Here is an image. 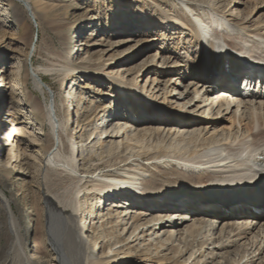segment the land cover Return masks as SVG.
Wrapping results in <instances>:
<instances>
[{"label": "bare ground", "instance_id": "1", "mask_svg": "<svg viewBox=\"0 0 264 264\" xmlns=\"http://www.w3.org/2000/svg\"><path fill=\"white\" fill-rule=\"evenodd\" d=\"M14 1L22 4L30 13L27 0ZM231 1L228 0L226 5ZM217 3L219 0H165L164 7L158 8V26L156 24L152 30L149 26L153 22L144 17L140 10L133 22L123 19L122 23H114L110 28L118 38H122L125 31L129 34L148 31L150 36L156 37L154 49L166 55V63H162L166 68L158 69L163 75L174 78L168 87L171 92L176 91L172 96L176 101L187 100L180 106L186 109L170 108L168 100L155 101L149 95H141L135 86L105 75L103 77L115 90L114 111L120 109L123 113L111 112L107 117L104 110L100 124H95L96 115L84 125L80 123L76 132L81 133V138L84 132H88L87 137L77 145L73 141L75 136L67 132L57 118L51 89L42 78V75H61L62 84L76 68L51 65L27 69L23 74L24 83L29 78L35 91L42 96L48 95V103L42 110L32 105L26 106L28 119H33L39 125L47 123L51 131L48 143L39 145L35 152L37 162L42 169H53L58 174H64L73 185L72 196H66L63 200L51 195L44 198L47 206L46 235L50 251L58 264H101L103 260L116 256L123 247L128 249L127 256L133 255L130 245L139 235L143 239L148 232V237L155 235L154 240L162 249L167 247L174 252V256L164 258L169 264H176L182 251L195 249L194 255H200L207 244L212 245L213 249L223 250L220 257L222 264H254L256 261L264 264V189L261 185L264 183V82L260 86L259 83L253 86L255 79L263 78L257 72L264 71V21L252 24L247 14L239 16L241 13L237 7L231 13L234 5L227 10L226 6ZM120 18H124V14ZM57 23L56 35L62 49L56 56L68 62L73 55L72 49L68 48V29L74 23L70 27L63 21ZM79 24L83 25V22ZM120 25L124 29L122 32L118 27ZM125 43L127 41L122 40L118 45ZM118 45H110L109 48L107 45L103 52ZM223 64H228V67ZM4 73L0 74V91L7 87L8 77ZM240 78L246 80L242 86L237 83ZM215 95L216 98L213 97ZM187 97L189 99H185ZM217 107L219 109L215 111ZM156 108L160 109V113L155 112ZM169 110L179 114L176 116L178 119H166ZM193 110L200 112V117L204 118L231 113L252 133L242 138L233 137L225 144H218L220 140L211 138L200 152L196 144L202 140L199 141L190 129H183L199 123L187 118ZM161 113L163 116L159 118ZM107 118L110 119L107 121ZM112 120H115L114 123H111ZM86 127L89 129L85 131ZM10 131L5 137V147L11 145ZM198 135L201 136V131ZM122 137L126 146L119 149L117 145L121 144L119 141ZM172 138L187 142L191 140L193 145L196 144L186 154L185 148L179 150L176 146L162 148L147 143L143 145L145 140L154 144L162 143L165 139L168 142ZM106 145V151L102 150ZM87 149L93 151L85 154ZM16 154L13 148H8L5 164H14ZM78 154L82 156V165L78 163ZM96 156L97 160L93 161ZM133 157L149 161L145 167L159 164L166 168L174 167L184 183L168 187L152 177H145L139 172V165ZM85 160L90 162L88 168L83 167ZM0 173L7 175L9 171L0 166ZM88 185L94 188L92 193H86ZM87 194L98 202H108V212L99 217V227L108 221L115 224L122 221L125 229L129 222L128 230L132 229L130 235L134 234L129 242L116 235L112 246L103 251L98 231L90 233L85 238L86 243L80 244L84 230L80 197L85 198ZM8 219L15 237V263L33 264L19 238L17 219L11 212ZM217 225L221 227L215 238L213 232ZM159 232L163 240L161 236L157 237ZM253 232V240L241 243ZM176 234L181 237L179 251L172 245ZM93 248L102 251L100 258L87 255ZM230 248L232 251H229ZM135 252L139 253L138 250ZM208 254L210 263L218 256L213 251ZM82 255L86 257L83 259ZM154 256L158 258L159 253ZM193 264H197V261Z\"/></svg>", "mask_w": 264, "mask_h": 264}, {"label": "rangeland", "instance_id": "2", "mask_svg": "<svg viewBox=\"0 0 264 264\" xmlns=\"http://www.w3.org/2000/svg\"><path fill=\"white\" fill-rule=\"evenodd\" d=\"M27 1L30 13L22 4L14 0H0V74L5 72L4 74L8 77L7 87L2 88L0 91V166L9 171L7 175L0 173V192L4 196V198L2 196L3 199L0 197V264H16L15 255L13 254L15 237L9 226V212L17 219L19 238L26 255L29 258L31 257L32 263L58 264L52 255V251H50L46 235L47 206L44 198L46 195H51L57 200H63L66 196H72L73 185L64 174H58L53 169H42L37 162L35 152L39 145L48 143L47 139H49L51 131L47 123L43 122L39 125L33 119L29 120L26 106L28 104L42 110L48 103V95L42 96L35 91L29 78L27 83H24L22 78L26 70L50 67L51 65L57 67L68 65V67L76 68L69 77L67 76L64 79L62 84L60 74L59 77L42 75V78L51 89L52 102L57 118L62 122L66 131L75 136L73 141L77 145L81 143V139L87 137L88 131L86 130L89 129V127L85 128L86 132L83 133L81 138V133L76 132L80 123L84 125L96 115L95 124H100V118L104 114V110L107 111V117L111 112L113 114L123 113L120 109L117 112L114 111L113 107L116 105L115 90L109 80L103 77L105 75L113 76L123 83L135 86L137 91L140 94L142 93L141 95H149L155 101L168 100L172 106L170 108L176 110L186 109V107L181 109L180 106L187 100L179 103L175 97H172L176 91L175 93L171 92L168 86L174 78L160 72L162 68H166L162 65L163 62L166 63V55H161L154 49L155 36H150L148 31L132 32L130 34L125 31L122 38H118V35L110 31L114 23H122L123 19L133 22V18L139 10L140 13L144 14V17L150 18L153 22V25L149 26V29L152 30L156 24L158 26V8L164 7L165 0ZM227 1L219 0L217 5H224L227 10L234 5L231 8V13H234L237 7L241 13L239 16L243 17L242 14H247L252 24L264 21V0H232L228 6L226 5ZM125 8L129 12H126ZM123 14L124 18H120ZM58 21L67 23L69 27L74 23V26L68 29V48L73 51V55L68 62L59 60L56 56L62 49L60 40L56 35L58 28L55 23ZM80 22H83V25H80ZM118 27L121 28V25ZM122 30L124 31L121 28V32ZM122 40H126L127 43L118 45ZM82 43L86 46L81 45ZM109 44L118 46L104 53L103 50L109 48ZM213 97L216 98L217 95ZM218 109L219 107L215 111ZM155 112L160 113V109L156 108ZM167 112L166 119H178L176 116L179 114L172 110ZM194 112L197 111L193 110L192 114L187 115V118L198 120L199 123L197 122V124L183 129H190L198 136L199 141L202 140L197 144L195 143L196 149L200 152L204 150V144H209V141L213 138L220 140L218 144H225L229 143L233 137L242 138L247 136L248 133H252V131L246 129L243 122L239 121V118L231 113L215 115L213 118H204L200 117V112ZM194 114H197V116ZM161 115L163 116L161 113L159 118H161ZM210 115L212 117V113ZM187 118L185 119L187 120ZM109 119L107 118V121ZM114 121L112 120L111 123H114ZM10 129L11 145L5 147L4 144L7 142L5 137ZM200 131L201 136L198 135ZM172 139L168 142H166V139L162 143L154 142V144L145 140L143 145L147 143L162 148L176 146L179 150L185 148V154L195 147V144L193 145L190 142L191 140L187 142V140ZM222 141L223 143H221ZM119 144L117 145L119 149L121 146H126L124 137L121 138ZM106 146L102 150L106 151L108 145ZM10 147L18 154H16L14 164L7 165L5 164V156ZM92 151L93 149H87L85 154H90ZM81 158L82 156L79 157L78 154L79 165H82ZM134 159H136V164L139 165V172H142L145 177H152V179L168 187L184 183L181 179L183 177L178 174L174 167L166 168L161 164L156 167H145L149 161L139 158ZM96 160L97 156L93 158V161ZM83 165L84 168H88L90 162L85 160ZM93 191L92 185H88L86 193H92ZM81 193L79 196H81ZM107 204L108 202L104 200L98 202L89 194L85 198L80 197V208L83 216L82 225L84 226L80 244L85 241L86 237L88 238L90 233L98 231L99 236L101 235L103 251L112 246L116 235L128 239V242L132 239L134 234L130 235L132 229L128 230L129 222L125 229L122 221H118L116 224L113 221H110L111 223L108 221L99 227V217L106 215L108 212ZM160 211H163V209H160ZM262 222H264V218ZM220 227V225H217L213 232L215 238L220 233ZM146 234H150V232ZM146 234L143 235V239L139 235L138 239L130 245V251L133 255L127 256L128 249L123 247L116 256L103 260L101 264H169V261L164 260V258L174 256V252L167 247L162 249L154 240V234L149 235V237ZM160 234L159 232L157 237L161 236ZM254 235V232L249 234L241 243L253 240ZM180 238V235L176 234L175 241L172 243L174 249H178V251L181 249V245H179ZM161 239L164 238L161 236ZM148 240L152 242L150 243ZM115 247L117 248L118 245ZM136 250L139 253H136ZM211 251L218 255L212 263H210V254H208ZM229 251H232V249L230 248ZM194 252L195 249L182 251L176 264H193L194 261H197V264H201V262H207L206 264L223 263L220 258L223 255V250L213 249L212 245L208 246L207 244L200 255H194ZM101 253L102 251L93 248L89 250L87 255H92L96 259L100 258ZM155 253H159L158 258L154 256ZM85 257L86 255H82L83 259ZM254 264L261 263L256 261Z\"/></svg>", "mask_w": 264, "mask_h": 264}]
</instances>
